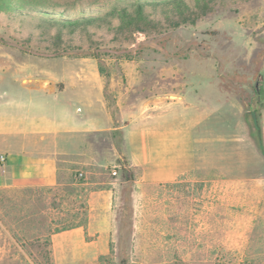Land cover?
Masks as SVG:
<instances>
[{"label": "rangeland", "instance_id": "rangeland-1", "mask_svg": "<svg viewBox=\"0 0 264 264\" xmlns=\"http://www.w3.org/2000/svg\"><path fill=\"white\" fill-rule=\"evenodd\" d=\"M146 1L139 30L120 24L115 0H46L49 16L0 11V86L61 84L85 62L114 119L161 95H194L210 108L198 131L199 171L171 184H124L97 221L109 233L92 256L52 248L53 235L88 226L85 174L0 189V264H264V154L250 134L256 122L264 150V0H138ZM49 17L95 20L61 28ZM89 140L107 162L89 178L120 177L123 167L133 174L120 130Z\"/></svg>", "mask_w": 264, "mask_h": 264}, {"label": "crops", "instance_id": "crops-1", "mask_svg": "<svg viewBox=\"0 0 264 264\" xmlns=\"http://www.w3.org/2000/svg\"><path fill=\"white\" fill-rule=\"evenodd\" d=\"M84 65L80 62L65 72L61 84L34 79L0 86V155L5 157L0 189L53 187L63 170L85 174L78 185L87 192L88 226L53 235L52 248L55 253L63 249L92 256L102 236L109 233L97 221L107 218L118 189L127 181L121 176L89 178L91 167L101 172L107 167V162L95 158L89 138L120 130L135 187L171 184L199 171L198 131L210 108L194 95L183 94L173 102L161 95L148 101L142 112L135 106L121 108L114 119L102 79Z\"/></svg>", "mask_w": 264, "mask_h": 264}, {"label": "trees", "instance_id": "trees-1", "mask_svg": "<svg viewBox=\"0 0 264 264\" xmlns=\"http://www.w3.org/2000/svg\"><path fill=\"white\" fill-rule=\"evenodd\" d=\"M178 0H174L177 2ZM32 2V3H30ZM118 3L117 8L113 11V14L118 18L120 24L122 26H131L136 25V29H141V24L147 23V17L144 12V7L147 5L146 2H135L126 4L124 0H115ZM179 3V2H178ZM36 5V6H35ZM47 8L46 0H0V11L13 12L20 15L23 14H36L37 16H49L50 12L44 10ZM83 13H80L82 15ZM51 23L58 24L61 28H65L67 26H79L85 25L90 22V20H95V18H75L72 20H58L56 18L49 17L48 18ZM254 132L251 131V136L254 138L257 147L264 154L263 146H262V135L261 130L256 122L253 123ZM130 169V168H129ZM121 178L124 181H132L134 180V174L130 172V170L123 167L121 169ZM58 233V232H57Z\"/></svg>", "mask_w": 264, "mask_h": 264}, {"label": "built area", "instance_id": "built-area-1", "mask_svg": "<svg viewBox=\"0 0 264 264\" xmlns=\"http://www.w3.org/2000/svg\"><path fill=\"white\" fill-rule=\"evenodd\" d=\"M5 163V157L3 155H0V166H2ZM112 175H116V172H112Z\"/></svg>", "mask_w": 264, "mask_h": 264}]
</instances>
